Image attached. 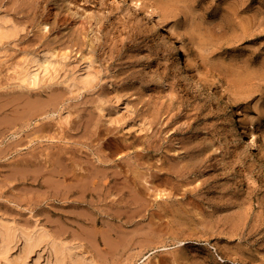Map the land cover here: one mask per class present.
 <instances>
[{
    "label": "rangeland",
    "instance_id": "obj_1",
    "mask_svg": "<svg viewBox=\"0 0 264 264\" xmlns=\"http://www.w3.org/2000/svg\"><path fill=\"white\" fill-rule=\"evenodd\" d=\"M145 1L199 82L120 1L0 0V216L96 264H264V169L227 119L264 136V0Z\"/></svg>",
    "mask_w": 264,
    "mask_h": 264
},
{
    "label": "bare ground",
    "instance_id": "obj_2",
    "mask_svg": "<svg viewBox=\"0 0 264 264\" xmlns=\"http://www.w3.org/2000/svg\"><path fill=\"white\" fill-rule=\"evenodd\" d=\"M116 1H120L122 4H127L128 6H131V7H134L135 9H137L138 11H140L145 17H148L149 19H151L152 21V26L154 28L157 29L158 31V34L159 35H162V40L163 42L166 43V48L168 49V51L170 53L171 56H172V59H171V62H172V65L176 68V69H181L183 70L184 72H186L187 75H189L192 79L195 80V82H199L200 81V74H199V71L195 68V66H193L191 63H187L186 61H184L182 58H181V55L179 54V51L178 49L176 48V45L174 43V40L172 38V34H171V29H166L162 24H161V19H160V14L155 10V8H153V6L149 5V3H147L145 0H116ZM237 2V1H236ZM230 5V4H229ZM235 5V4H234ZM60 7V5H57ZM227 6V4H226ZM61 8V7H60ZM256 11V10H255ZM232 12H233V9H232ZM56 13V11H55ZM73 13V12H72ZM81 14V13H80ZM74 15V14H73ZM249 16V15H248ZM56 19V18H55ZM236 19V18H235ZM55 21V20H53ZM19 22V21H18ZM246 22V21H245ZM46 25V24H44ZM43 25V26H44ZM42 27V26H41ZM18 25H16L14 22H12L9 18L5 17V16H0V40L3 39V38H7L9 36H12L14 35L17 30H18ZM174 32V31H173ZM10 38V37H9ZM8 41V40H7ZM4 44V42H3ZM2 45V44H1ZM40 49V48H39ZM41 50V49H40ZM39 50V51H40ZM38 51V52H39ZM43 52V51H42ZM39 54V53H38ZM41 55V54H40ZM31 56V55H30ZM28 57V56H27ZM33 58V57H32ZM42 59V58H41ZM263 60V59H262ZM25 61V60H24ZM40 61V60H39ZM42 61V60H41ZM32 62V61H31ZM33 62L38 64V59H33ZM29 63V62H28ZM33 63V64H34ZM263 63V62H261ZM259 64V63H258ZM30 66V65H29ZM32 66V65H31ZM38 67L40 66L39 64L37 65ZM258 66V65H257ZM262 66V65H261ZM264 67V66H262ZM25 69V68H24ZM43 69V68H42ZM77 69V68H76ZM74 69V70H76ZM32 71L29 70V67H27V69L25 70L26 74L28 73H32V75L34 77H36L35 75L38 74V71H37V67H33L31 68ZM79 70V69H77ZM88 70V69H87ZM250 71V69H248ZM247 70V71H248ZM253 70V69H252ZM251 70V71H252ZM24 71V70H23ZM81 71V70H80ZM246 71V72H247ZM249 71L247 72V74H249ZM40 72V71H39ZM82 72V71H81ZM261 72V71H260ZM262 73V72H261ZM260 73V74H261ZM264 73V72H263ZM29 74V75H30ZM86 74V73H85ZM93 74V73H92ZM260 74H258L260 76ZM71 75V74H70ZM257 75V74H256ZM246 76V74H245ZM255 76V75H254ZM73 77V76H72ZM88 74L86 75H83L82 73H80L79 75H75L72 79H73V82L72 83H79V84H85L87 82V79H88ZM262 77V75L260 76ZM24 78V77H23ZM25 78H27L25 76ZM33 79V78H32ZM36 79V78H35ZM24 79H22L23 81ZM68 80V79H67ZM35 81V80H34ZM33 81V82H34ZM24 82V81H23ZM89 82V81H88ZM20 83V82H19ZM22 83V82H21ZM70 85V83H69ZM74 85V84H73ZM86 85V84H85ZM58 94V93H57ZM50 97V96H49ZM54 97V96H53ZM52 97V98H53ZM61 99V98H60ZM49 100V99H48ZM45 101V100H44ZM60 101V100H59ZM48 102V101H47ZM46 102V104H47ZM52 103V102H51ZM55 103V102H53ZM57 103V102H56ZM50 104V103H49ZM33 105V104H32ZM57 104H55L56 106ZM27 107V106H26ZM25 107V108H26ZM17 109V107L15 108ZM42 109V108H41ZM44 109V108H43ZM48 109V108H46ZM45 109V110H46ZM51 109V107H50ZM55 109V108H54ZM6 110V109H5ZM30 110V109H29ZM43 110V111H45ZM14 111V110H13ZM51 111H53L51 109ZM40 112V111H39ZM47 112V111H46ZM44 113V112H43ZM7 114V113H6ZM12 116V115H11ZM39 116V115H38ZM37 117V116H36ZM10 118V117H9ZM31 118V117H30ZM228 122L230 123V128L234 131L235 133V137L236 138H242L243 136H247L248 139H247V146L250 148L249 151L252 153V155L254 157H260L261 158V163H262V168L264 169V154H262L260 148L256 145L257 143L256 142H259L260 144L263 145L264 147V136L260 134V132H257V130L255 131L254 130V126H251L249 130H245V128L243 126L240 125L239 121L237 120V117L235 115V112L233 109H230L229 111V114H228ZM4 120V119H3ZM16 120V119H15ZM23 120V119H22ZM7 121V120H6ZM91 122V121H90ZM89 122V123H90ZM17 124V123H16ZM19 124V123H18ZM24 124V123H23ZM28 125V124H27ZM15 126V125H13ZM20 127V125H18ZM16 127V126H15ZM21 128V127H20ZM16 132V130H15ZM14 132V133H15ZM16 134V133H15ZM0 137H2L0 135ZM16 138V136H15ZM18 138V137H17ZM15 140V139H13ZM13 142V141H12ZM17 144V143H16ZM20 144V143H19ZM5 147V146H4ZM16 147V146H15ZM59 148H61L59 146ZM61 152V149L60 151ZM254 152V153H253ZM53 153V152H52ZM56 154V153H55ZM60 157L58 156V159ZM54 159V158H53ZM98 159H101V158H98ZM27 160V159H26ZM29 160V159H28ZM28 160H27V163H28ZM52 160V159H51ZM18 161V160H17ZM25 161V160H24ZM47 161V160H46ZM15 162V161H14ZM18 163V162H17ZM26 163V164H27ZM30 163V162H29ZM49 163V162H48ZM50 163H52L50 161ZM19 165V164H18ZM22 165V164H21ZM92 166V165H91ZM95 166V163L93 165V167ZM88 167V166H87ZM92 167V168H93ZM90 168V167H89ZM91 168V169H92ZM91 169H90V172H91ZM101 170V169H100ZM95 171V170H94ZM89 172V171H87ZM106 173V172H105ZM104 173V174H105ZM94 175V174H93ZM105 176V175H104ZM104 176H101V177H104ZM107 176V174H106ZM94 178V177H93ZM100 178V177H99ZM85 179V178H83ZM96 181V180H95ZM104 181V180H103ZM84 182V181H83ZM102 182V180H101ZM79 183V182H78ZM75 184V183H74ZM72 185V184H71ZM105 185V184H104ZM69 186V185H68ZM84 186V184H83ZM88 186V185H87ZM70 187V186H69ZM86 187V186H85ZM91 187V186H90ZM102 187V185H101ZM79 188V187H78ZM88 188V187H87ZM64 189V187H63ZM103 189V187H102ZM88 190V189H87ZM59 191V190H58ZM65 191V190H64ZM79 191V190H78ZM98 191V190H97ZM103 192V190H100V192ZM139 191V189H138ZM71 192V189L68 193ZM73 192V191H72ZM76 192V190H75ZM86 192V191H85ZM84 192V193H85ZM89 192V191H88ZM92 192V190H91ZM99 192V191H98ZM98 192H95L96 194ZM99 192V193H100ZM137 192V191H136ZM58 193V192H57ZM67 193V194H68ZM78 193V192H76ZM93 193V192H92ZM107 193V191H106ZM60 194V193H59ZM62 194V192H61ZM67 194H64L67 196ZM71 194V193H70ZM69 194V195H70ZM75 194V193H74ZM108 194V193H107ZM63 195V197H64ZM68 195V196H69ZM86 195V193H85ZM79 196V195H78ZM98 196V195H97ZM70 197V196H69ZM68 197V198H69ZM81 196H79V199H80ZM60 198V197H59ZM70 198H73V197H70ZM69 198V200H70ZM76 199L78 197H75ZM100 198V197H99ZM98 198V199H99ZM87 199V197H86ZM136 199V198H135ZM64 200V199H63ZM67 200V199H66ZM72 200V199H71ZM83 200V199H82ZM65 201V200H64ZM94 201V200H93ZM71 202V201H69ZM92 202V201H91ZM90 202V203H91ZM68 203V202H67ZM73 202H71L72 204ZM61 204V202H60ZM63 204V203H62ZM61 204V205H62ZM76 204V203H75ZM92 204V203H91ZM95 204V203H93ZM66 205V204H65ZM68 206V205H67ZM69 206H71L69 204ZM81 206V204H80ZM91 206V205H90ZM93 206V205H92ZM65 207V206H63ZM75 208V205L73 206ZM84 207V206H83ZM82 207V208H83ZM96 207V206H95ZM99 207V205H98ZM69 208V207H68ZM77 208V207H76ZM87 208V206H86ZM86 208H84L86 210ZM91 208V207H90ZM90 208L88 210H90ZM180 208V207H179ZM182 208V207H181ZM2 209V208H1ZM6 209V208H5ZM3 209V210H5ZM99 209V208H97ZM120 209V208H119ZM3 210H0L1 212H3ZM8 210V209H7ZM80 210V209H79ZM87 211V210H86ZM93 211V210H92ZM98 211V210H97ZM172 211V210H171ZM180 211V210H179ZM0 212V213H1ZM8 212V211H7ZM64 212V211H62ZM115 212V211H114ZM120 212V211H119ZM5 213V212H4ZM3 213V214H4ZM64 213H67V212H64ZM94 213V212H92ZM13 214V213H12ZM121 214V213H120ZM93 215V214H92ZM96 215V213L94 214ZM179 215V214H178ZM57 216V215H56ZM76 216V215H75ZM175 216V215H174ZM12 217V216H11ZM38 218V216H35ZM34 217V218H35ZM79 217V215H78ZM90 217V216H89ZM95 217V216H94ZM176 217V216H175ZM182 217V215H181ZM13 218V217H12ZM59 218V217H57ZM82 218V217H81ZM86 218V217H85ZM91 218V217H90ZM36 219V218H35ZM83 219V218H82ZM88 219V218H87ZM175 219V218H174ZM184 219V218H182ZM19 220V219H18ZM61 220V219H60ZM66 220V219H65ZM73 220V219H72ZM75 220V219H74ZM77 220V219H76ZM84 220V219H83ZM94 220V219H93ZM176 220V219H175ZM185 220V219H184ZM187 220V219H186ZM34 221V219L32 220ZM35 221H39V220H35ZM62 221V220H61ZM68 221V220H67ZM66 221V222H67ZM78 221V220H77ZM188 221V220H187ZM186 221V222H187ZM42 222V221H41ZM59 222V221H58ZM64 222L65 224L68 225V223ZM74 222V221H73ZM72 222V223H73ZM85 222V221H84ZM90 222V220L88 221ZM184 222V221H183ZM185 222V223H186ZM22 223V222H21ZM43 223V222H42ZM62 223V222H61ZM60 223V224H61ZM71 223V224H72ZM79 223V221H78ZM82 224V222H80ZM87 223V221L85 222V224ZM31 224V222H30ZM29 224V225H30ZM38 224V223H36ZM33 225V227H28V226H25L24 225H21L15 221H12L11 219L9 220V217H6V215H1L0 216V264H96V260L94 261V259L92 260V256H89L86 254V252L80 249L82 248H79V245L80 244H77L78 240H75L77 241L76 243L73 241H68L66 239H64L63 237H59V236H62L61 234H59V236L57 235H53L51 234V230L49 232V229H45L46 227L44 228H41L38 227L37 225ZM76 224V223H74ZM188 224H191L190 222H188L186 225L188 226ZM193 224V223H192ZM28 225V224H27ZM39 225L40 222H39ZM44 225V224H43ZM57 225V224H56ZM67 225L65 227H67ZM70 225V224H69ZM185 225V226H186ZM61 226V225H60ZM72 226V225H71ZM78 226V225H77ZM95 226V225H94ZM109 226V225H108ZM190 227V225H189ZM51 228V227H50ZM58 228V227H57ZM70 228V227H68ZM184 228V227H183ZM195 228V227H194ZM52 229V228H51ZM187 229V228H186ZM184 229V230H186ZM68 230V229H67ZM95 230V229H94ZM106 230V229H105ZM193 230V229H192ZM195 230V229H194ZM72 231V230H71ZM187 231V230H186ZM191 231V230H190ZM197 231H198V228H197ZM206 231V230H205ZM208 231H210V229H208ZM55 232V231H54ZM64 232V231H63ZM63 232H61L62 234H64ZM66 232V231H65ZM201 232V231H200ZM204 232V231H202ZM201 232V233H202ZM79 233V231H78ZM84 233V232H82ZM188 234H190L189 232H187ZM200 233V234H201ZM210 233V232H209ZM67 234V233H66ZM71 234V233H70ZM80 234H81V231H80ZM187 234V236H188ZM206 234V232L204 233V235ZM220 234V233H218ZM182 235V234H181ZM192 235L193 232H192ZM198 235V234H197ZM211 235V234H210ZM209 235V236H210ZM215 235V234H214ZM212 235V236H214ZM217 235V234H216ZM66 236V235H65ZM64 236V237H65ZM71 236V235H70ZM200 236V235H199ZM203 236V235H202ZM100 237V236H98ZM184 237V236H182ZM186 237V236H185ZM190 237V236H188ZM195 237V235H194ZM205 237V236H203ZM216 237V236H215ZM219 237V236H218ZM76 238V237H75ZM109 238V237H108ZM83 239H84V236H83ZM82 239V240H83ZM95 239V238H94ZM182 239V238H181ZM96 240V239H95ZM100 239H98L99 241ZM112 240V239H111ZM126 240V239H125ZM85 241V240H84ZM180 241V240H179ZM218 241V240H217ZM217 241H216V244H217ZM101 243V242H100ZM90 244V243H88ZM113 244V243H112ZM185 244V243H184ZM82 245V243H81ZM85 245V244H84ZM97 245V244H96ZM91 246V245H90ZM116 246V245H115ZM218 246V245H217ZM89 247V246H88ZM87 248V247H86ZM92 248V247H90ZM89 248V249H90ZM88 249V250H89ZM247 249V248H246ZM87 250V249H86ZM91 250V249H90ZM89 250V251H90ZM96 250V249H95ZM243 250V249H242ZM185 251V250H184ZM225 251V250H224ZM245 251V249H244ZM250 250H248L249 252ZM88 252V251H87ZM237 252V251H236ZM92 252H90L91 254ZM94 253V252H93ZM232 253V252H230ZM243 253V252H242ZM245 253V252H244ZM251 253V252H250ZM100 254V253H99ZM234 254V253H232ZM98 255V254H97ZM237 255V254H236ZM250 255V254H249ZM205 256V255H204ZM241 256V255H240ZM254 256V255H253ZM95 257V256H94ZM93 257V258H94ZM97 257V256H96ZM95 257V258H96ZM99 257V256H98ZM202 257V256H201ZM207 257V256H206ZM242 257V256H241ZM244 257V255H243ZM251 257V255H250ZM103 258V257H102ZM205 258V257H204ZM208 258V257H207ZM238 258V257H236ZM246 258V256H245ZM255 258V257H254ZM124 259V258H123ZM127 259V258H126ZM98 260V258H97ZM102 260V259H101ZM100 260V261H101ZM106 260V259H105ZM201 260V259H200ZM204 260V259H203ZM242 260V258H241ZM247 260V259H246ZM252 260V259H251ZM255 260V259H254ZM119 261V260H118ZM122 261V259H121ZM202 261V260H201ZM244 261V260H243ZM250 261V260H249ZM108 262V261H107ZM120 262V261H119ZM118 262V264H119ZM105 263V262H104ZM115 262H113L114 264ZM124 263V262H123ZM122 262L120 264H123ZM99 264V263H98ZM102 264V263H101ZM117 264V263H115Z\"/></svg>",
    "mask_w": 264,
    "mask_h": 264
}]
</instances>
